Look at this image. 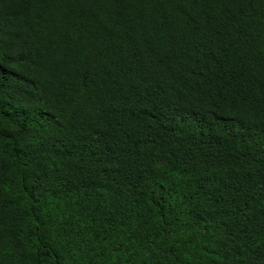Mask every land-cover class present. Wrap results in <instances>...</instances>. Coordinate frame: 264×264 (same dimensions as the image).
<instances>
[{"label": "trees", "instance_id": "trees-1", "mask_svg": "<svg viewBox=\"0 0 264 264\" xmlns=\"http://www.w3.org/2000/svg\"><path fill=\"white\" fill-rule=\"evenodd\" d=\"M0 264H264V0H0Z\"/></svg>", "mask_w": 264, "mask_h": 264}]
</instances>
